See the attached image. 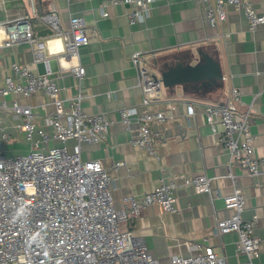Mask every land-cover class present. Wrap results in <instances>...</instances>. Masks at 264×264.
<instances>
[{
  "label": "crops",
  "instance_id": "1",
  "mask_svg": "<svg viewBox=\"0 0 264 264\" xmlns=\"http://www.w3.org/2000/svg\"><path fill=\"white\" fill-rule=\"evenodd\" d=\"M258 12L264 11V0H252ZM51 7L57 10L62 25L67 26L70 16L84 20L89 41L79 48L77 57L63 54L59 39L50 38L45 53L49 57L51 76L60 88L59 98L68 109L78 91L77 80L71 67L80 64L84 74L80 79V107L86 114L104 113L109 120L108 130L98 143H81L82 160H99L110 178L114 205L122 207L123 199H139L161 182L176 184L174 212H164L153 204L142 209L135 218L120 223L121 229L133 230L140 235L158 264H169L172 255L188 256L195 245L204 242L215 253L224 255L226 264L244 259L236 250L237 234L234 231L220 236L213 234L215 218H226L231 210L224 207L223 197L232 192L230 171L244 195L245 220L257 216L256 235L260 239L256 262L264 264V37L260 27L251 31L242 10L227 9L223 23L210 27L205 20L200 0H154L148 16L130 25L126 6L108 0H0V24L6 20L28 15L36 36L49 37L50 29L36 18ZM107 13L103 16L102 13ZM59 41V45H57ZM202 48L217 55L223 73V85L208 93L194 91L183 93L177 87L173 94L163 88L160 98L147 106L149 110H162L166 119L152 126L155 132V155L131 144L138 128L136 117L141 107V92L137 71L130 55L140 51L148 59L151 72L165 62L169 55ZM157 60L156 66L153 60ZM18 62L31 71L44 73L43 62H35L31 47L20 44L10 48L0 47V86L11 74L10 64ZM240 94L238 109L252 108L250 133L253 135L254 155L260 164L255 177L230 159L228 150L213 134L202 113L204 104L222 102L230 90ZM12 95L6 97L10 102ZM21 104L31 105L37 116V125L50 132L44 117L53 108L50 101L37 93L29 98L17 96ZM185 102L192 103L194 115L186 117ZM135 108L130 124L126 126L119 109ZM21 123L10 113L0 112L2 132L9 135L3 143L7 156L25 154L30 143L16 127ZM18 126V125H17ZM220 130V127L217 126ZM55 145L59 143L55 140ZM74 143L67 141L68 147ZM5 153V152H4ZM122 164L113 167L114 164ZM204 173L212 180L214 197L197 193L191 185L183 184L184 177ZM206 238V241L204 240Z\"/></svg>",
  "mask_w": 264,
  "mask_h": 264
},
{
  "label": "built area",
  "instance_id": "2",
  "mask_svg": "<svg viewBox=\"0 0 264 264\" xmlns=\"http://www.w3.org/2000/svg\"><path fill=\"white\" fill-rule=\"evenodd\" d=\"M153 1L108 0L126 6L130 25L148 16ZM200 3L210 27L223 23L231 7L242 10L248 29L260 27L264 37V11L258 12L252 0H200ZM36 18L50 29L49 37L36 36L28 15L0 24L5 37L0 39V47L26 43L31 47L33 60L45 66L44 73H36L12 62L11 74L0 86V112L21 119L16 127L31 147L25 154L7 156L3 143L10 137L0 126V264H158L143 238L133 230L121 229L120 223L137 217L142 209L153 204L164 212H174L176 184L161 182L139 199L128 196L123 199L122 207L114 205L110 178L101 161L80 157L81 143H98L105 138L109 120L104 113L86 114L81 110L80 79L84 67L78 63L70 68L77 80L78 93L68 109L64 108L45 53L47 41L53 38L62 42L65 56L77 57L79 48L89 41L84 20L70 16L65 27L54 7ZM130 60L137 71L140 105L144 107L136 117L138 128L130 142L155 155L152 126L167 117L164 111L149 110L147 106L160 98L163 86L140 51H133ZM37 93L44 95L53 106L44 117L50 132L37 125L31 105L16 100L17 96L29 98ZM9 95L13 97L10 102L6 100ZM239 100V91L233 88L224 101L204 104L202 113L212 133L219 134L218 141L228 150L231 161L255 178L260 173L261 161L254 155L253 135L249 130L252 108L239 110ZM184 105V115H194L193 104L185 102ZM133 114L134 107L119 109L120 119L126 126ZM51 140L59 144L49 147ZM69 140L74 141L70 147ZM121 164L118 162L113 167ZM226 176L231 181L232 192L223 200L231 214L214 219L213 234L220 236L234 231L238 236L236 250L244 256L235 264H259L255 261L260 243L255 233L257 216L247 220L241 217L242 189L230 171ZM213 179L200 173L184 177L183 184L191 185L197 193L214 197L217 192H213ZM194 247L195 252L188 256L172 255L169 264H226L225 256L215 253L204 242Z\"/></svg>",
  "mask_w": 264,
  "mask_h": 264
},
{
  "label": "water",
  "instance_id": "3",
  "mask_svg": "<svg viewBox=\"0 0 264 264\" xmlns=\"http://www.w3.org/2000/svg\"><path fill=\"white\" fill-rule=\"evenodd\" d=\"M156 62L154 59L155 66ZM155 69L154 76L159 78L169 94H173L177 87H180L183 93H208L223 85V73L217 55L200 47L195 51L169 55L166 61Z\"/></svg>",
  "mask_w": 264,
  "mask_h": 264
},
{
  "label": "rangeland",
  "instance_id": "4",
  "mask_svg": "<svg viewBox=\"0 0 264 264\" xmlns=\"http://www.w3.org/2000/svg\"><path fill=\"white\" fill-rule=\"evenodd\" d=\"M54 145H55V142H53V141H50L49 144H48L49 147H50V146H54ZM30 148H31V147H30ZM29 150H30V149H29ZM29 150H28V151H29ZM28 151H27V152H28ZM4 152H5V154L7 155L8 150H7V149H4ZM27 152H26V153H27ZM19 154H21V153H19ZM22 154H23V153H22Z\"/></svg>",
  "mask_w": 264,
  "mask_h": 264
},
{
  "label": "clouds",
  "instance_id": "5",
  "mask_svg": "<svg viewBox=\"0 0 264 264\" xmlns=\"http://www.w3.org/2000/svg\"><path fill=\"white\" fill-rule=\"evenodd\" d=\"M3 38H5L4 33H3V29H0V39H3ZM56 43H57V45H59V41H57Z\"/></svg>",
  "mask_w": 264,
  "mask_h": 264
}]
</instances>
